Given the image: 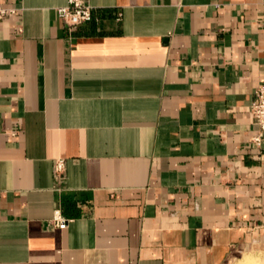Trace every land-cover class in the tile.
<instances>
[{
	"label": "crops",
	"instance_id": "crops-1",
	"mask_svg": "<svg viewBox=\"0 0 264 264\" xmlns=\"http://www.w3.org/2000/svg\"><path fill=\"white\" fill-rule=\"evenodd\" d=\"M86 1L0 0V264H264V0Z\"/></svg>",
	"mask_w": 264,
	"mask_h": 264
},
{
	"label": "built area",
	"instance_id": "built-area-1",
	"mask_svg": "<svg viewBox=\"0 0 264 264\" xmlns=\"http://www.w3.org/2000/svg\"><path fill=\"white\" fill-rule=\"evenodd\" d=\"M18 8L6 7L0 4V19L9 14H16ZM58 16L70 27L88 22L93 17V7L86 0H68V4L57 8ZM252 113L257 121L259 129L252 140L260 145L264 140V84H260L256 90V98L252 104ZM65 160H56L55 171L60 174L64 171ZM71 220L64 217L60 210H56L52 222L60 228H66Z\"/></svg>",
	"mask_w": 264,
	"mask_h": 264
}]
</instances>
